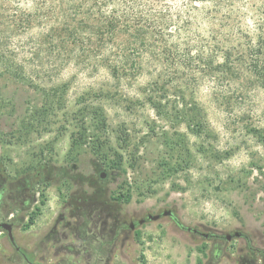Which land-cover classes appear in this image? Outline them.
<instances>
[{
	"label": "rangeland",
	"instance_id": "374dc122",
	"mask_svg": "<svg viewBox=\"0 0 264 264\" xmlns=\"http://www.w3.org/2000/svg\"><path fill=\"white\" fill-rule=\"evenodd\" d=\"M4 15L0 8V160L7 174L97 151L100 171L114 172L106 190L120 195L121 216L170 210L183 225L219 235H193L162 216L118 241L111 264H245L250 256L264 264V86L245 64L224 78L184 73L171 83L162 61L142 51L129 54V69L113 73L85 32L54 39L49 24L23 30ZM128 42L119 34L104 52ZM76 190L54 179L39 187L33 207L14 211L15 242L28 259L0 230V264L71 260L65 252L53 256L44 238L59 214L71 213L64 206ZM236 230L243 237L225 238Z\"/></svg>",
	"mask_w": 264,
	"mask_h": 264
},
{
	"label": "trees",
	"instance_id": "16d2710c",
	"mask_svg": "<svg viewBox=\"0 0 264 264\" xmlns=\"http://www.w3.org/2000/svg\"><path fill=\"white\" fill-rule=\"evenodd\" d=\"M28 1L0 0L6 21L23 30L33 23L49 24V35L54 39L65 36V32L77 39L85 32L83 39L94 46L95 54L107 61L113 73L129 69L130 53L146 51L162 61L171 83L184 73L208 72L213 80L224 78L233 75L236 64L241 63L264 86V0ZM119 34L127 36L128 45L117 44L105 54L104 48L114 44ZM223 41L230 45L224 47ZM242 45L245 47L241 50ZM89 154L64 165L38 164L31 170L38 176L34 183L65 180L85 199L112 201L117 206L120 195H114L113 189L106 190L109 175L114 172L100 171L99 154ZM102 173L106 176L102 177ZM18 209L26 210L11 200L0 201V222ZM84 213L101 214L99 209ZM33 220L29 215L28 224ZM91 233L96 232L91 229ZM100 237L106 238L107 234L100 233ZM101 250V255L106 253L104 248ZM253 253L260 254L251 249ZM248 259L245 264H256L253 257Z\"/></svg>",
	"mask_w": 264,
	"mask_h": 264
},
{
	"label": "flooded vegetation",
	"instance_id": "af4514ba",
	"mask_svg": "<svg viewBox=\"0 0 264 264\" xmlns=\"http://www.w3.org/2000/svg\"><path fill=\"white\" fill-rule=\"evenodd\" d=\"M37 177V174L32 171L19 177L11 176L5 172L4 165L0 160V201L8 199L17 203L20 208L33 207L39 199V187L44 185L34 183ZM70 199L72 202L68 206H64V209H68L71 213L59 214L51 224L44 240L51 243L53 256L65 252L72 259L65 263L64 258L61 257L58 261L49 264H111L112 254L118 241H121L123 245L128 237L137 233L138 228L151 221L150 216L153 215L145 211L138 216H121L112 201L99 202L85 199L80 192L72 193ZM93 209H99L101 214L88 215L84 213ZM161 213L159 212V214ZM167 217L174 219L179 228L193 235L211 240L219 237L216 232L209 229L200 230L183 225L175 218L173 211ZM8 219L14 225L16 216L11 213ZM91 229H94L96 233H91ZM100 233L107 234V237L102 239ZM69 237L72 239L67 241ZM241 237H243V234ZM43 241L41 242L42 249L46 250L47 246ZM14 248L22 253L25 259H28L20 247L14 245ZM101 248H104L105 254L101 255ZM219 252L220 250L214 247L213 257L218 256ZM43 260L44 256H41L40 261ZM254 260L256 264H260L257 263V259ZM29 262L34 264L32 261Z\"/></svg>",
	"mask_w": 264,
	"mask_h": 264
},
{
	"label": "water",
	"instance_id": "95a60500",
	"mask_svg": "<svg viewBox=\"0 0 264 264\" xmlns=\"http://www.w3.org/2000/svg\"><path fill=\"white\" fill-rule=\"evenodd\" d=\"M101 176L104 177L105 174L102 173ZM169 213H171L170 210H163L161 214L157 213V214L151 215L150 219L155 221V220L160 219L161 216H167ZM13 229H14V225H13L12 222H10V221H1L0 222V230L7 234V237L9 238V241L11 242V244L13 246L15 245L16 247H18L16 245L15 238H14V235H13ZM241 236H242V233L239 230H236V231H234L231 234H227L225 236V238L227 240H231L232 238H240Z\"/></svg>",
	"mask_w": 264,
	"mask_h": 264
}]
</instances>
